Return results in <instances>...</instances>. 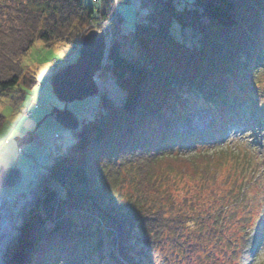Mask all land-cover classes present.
<instances>
[{
	"label": "trees",
	"instance_id": "16d2710c",
	"mask_svg": "<svg viewBox=\"0 0 264 264\" xmlns=\"http://www.w3.org/2000/svg\"><path fill=\"white\" fill-rule=\"evenodd\" d=\"M98 1L0 0V98L39 83L22 64L36 40L67 47L92 20H111L115 0ZM140 3L129 33L113 20L98 73L116 77L122 104L101 90L75 141L41 161L0 264H252L241 254L253 232L251 262L260 258L264 0ZM195 104L212 119L185 131ZM5 120L0 111V130Z\"/></svg>",
	"mask_w": 264,
	"mask_h": 264
},
{
	"label": "rangeland",
	"instance_id": "374dc122",
	"mask_svg": "<svg viewBox=\"0 0 264 264\" xmlns=\"http://www.w3.org/2000/svg\"><path fill=\"white\" fill-rule=\"evenodd\" d=\"M176 1L179 7H184L191 5L195 0ZM83 2L93 4L95 8L99 5L96 0H83ZM119 11L124 18L122 29L127 33L134 29L136 22L141 20L144 15L140 0L120 2ZM91 23H94V26L102 25L99 21L94 20L89 22V25ZM104 25H102V28L106 33L107 44H110L112 40V30L110 29H112V26ZM94 26L88 27L87 30L84 28L80 33L75 35V38L83 37L91 28L97 29ZM174 32L178 38L185 39L189 45H197L196 37L193 35L191 29L180 30L179 28H175ZM73 40L67 47H64L63 43L47 47L44 41L36 40L28 53L22 57V64L28 72L37 77L39 83L32 88L25 87L22 84L18 85L0 98V111L6 117L0 130V166L18 168L23 178L22 182L14 187H2L1 191L3 194L18 193L26 189L32 180L33 174L39 171V164L47 151L50 150V147H53L56 152L66 149L75 141L72 131L63 126L54 115H51V111L54 108L68 107L76 114L79 121H82L84 118H91L97 108L95 97H89L82 101H74L66 106L65 103L57 98L52 88V83L49 80L56 73L54 70V68H58H56V63L60 62L70 48H74ZM98 84L100 87L99 92L101 90L106 91L108 96L116 103L122 104L125 92L118 86L114 75L110 74L105 82L98 80ZM34 97L36 98V106L32 108L33 116L24 117L23 112ZM211 119L212 111L210 108L195 104L192 111L179 124L185 131L188 128L192 130H204ZM252 124H254V119H252ZM240 129H236L238 133L242 132ZM30 132L34 134V141L23 145L21 148L18 147L16 137L27 135ZM262 132H259L260 136ZM55 135H59L56 144L54 143ZM9 136L10 139L6 141ZM260 142L264 143V140ZM14 209L17 211L18 206H15ZM254 238L255 232L248 238L246 247L242 251V261L260 264L264 260V250L259 259L251 262Z\"/></svg>",
	"mask_w": 264,
	"mask_h": 264
},
{
	"label": "water",
	"instance_id": "95a60500",
	"mask_svg": "<svg viewBox=\"0 0 264 264\" xmlns=\"http://www.w3.org/2000/svg\"><path fill=\"white\" fill-rule=\"evenodd\" d=\"M110 44H107L103 29H91L83 38L81 52L77 60L70 63L51 80L52 88L57 98L66 104L82 101L99 94V84L95 76L102 70L107 59ZM51 115L67 129L74 131L80 126L76 114L68 107L54 108ZM32 132L16 137L18 147L34 141ZM23 180L18 168L0 166V187H14Z\"/></svg>",
	"mask_w": 264,
	"mask_h": 264
},
{
	"label": "built area",
	"instance_id": "2783aa9c",
	"mask_svg": "<svg viewBox=\"0 0 264 264\" xmlns=\"http://www.w3.org/2000/svg\"><path fill=\"white\" fill-rule=\"evenodd\" d=\"M112 19L107 21H100V24L110 25ZM94 24V23H93ZM111 26V25H110ZM82 36L77 37L73 40V47L70 52L66 55L65 60L56 63V68L54 70L58 72L60 69L65 67V65L70 64L75 61L79 51L82 46ZM44 86V85H43ZM42 86V87H43ZM23 116L31 117L33 116L32 104H30L24 111ZM10 138V137H9ZM8 138V139H9ZM58 138V135H55L54 142ZM53 154V147H50V150L44 155L43 159L46 161ZM36 179V176L33 177ZM31 198L28 195H23L22 192L13 193V194H2L0 192V262L3 257L4 252L7 249L9 241L13 237L15 218H14V207L18 204L24 203L27 199Z\"/></svg>",
	"mask_w": 264,
	"mask_h": 264
},
{
	"label": "bare ground",
	"instance_id": "6f19581e",
	"mask_svg": "<svg viewBox=\"0 0 264 264\" xmlns=\"http://www.w3.org/2000/svg\"><path fill=\"white\" fill-rule=\"evenodd\" d=\"M119 4H120V2H119L118 0H115V9H116V10H115V14H114L113 17H112L113 19H115L119 14H121L120 11H119ZM121 15H122V14H121ZM107 22H108V21H107ZM109 24L112 26V22H110ZM91 26H94V24H93V23H91L90 25L88 24V26H86L85 29L87 30L88 27L90 28ZM104 26H105V25H104ZM94 27H95V26H94ZM91 29H92V28H91ZM91 29H90V30H91ZM93 29H95V28H93ZM90 30H89V31H90ZM87 33H88V32H87ZM87 33H86V34H87ZM86 34H85V35H86ZM85 35H84V36H85ZM84 36H83V38H84ZM75 37H76V36H74V38H75ZM74 38H73V39H74ZM83 38H82V43H83ZM70 50H71V48L67 51V53H66L65 56L60 60V62L65 60V57H66V55L70 52ZM80 52H81V50L79 51L78 55L80 54ZM67 65H69V64H67ZM67 65H65V67H66ZM63 68H64V67H63ZM63 68H62V69H63ZM59 71H60V70H59ZM56 73H57V72H56ZM56 73H55V74H56ZM49 80L51 81L52 79H49ZM39 166H40V164H39ZM1 188H2V187H0V192H2V191H1Z\"/></svg>",
	"mask_w": 264,
	"mask_h": 264
}]
</instances>
